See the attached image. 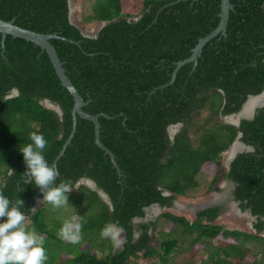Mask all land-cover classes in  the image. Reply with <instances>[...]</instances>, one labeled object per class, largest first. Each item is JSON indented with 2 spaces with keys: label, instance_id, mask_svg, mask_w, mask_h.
I'll return each instance as SVG.
<instances>
[{
  "label": "trees",
  "instance_id": "trees-1",
  "mask_svg": "<svg viewBox=\"0 0 264 264\" xmlns=\"http://www.w3.org/2000/svg\"><path fill=\"white\" fill-rule=\"evenodd\" d=\"M123 2L92 0L81 22L106 24L96 38H86L69 23L68 0H0L1 20L59 37L50 43L86 103L82 110L100 115V142L120 172L95 144L94 124L77 116L75 133L56 161V182L71 180L75 186L69 204L54 207L45 201L34 209L43 196L25 177L19 148L30 142V132H43L46 159L54 163L71 133L74 101L45 51L10 35L2 48L0 34V190L13 202L24 200L26 226L45 237L47 264H132L140 258L169 264L179 238L193 236L189 245H199L207 258L199 264H264V239L215 224L219 208L197 213L193 221L170 211L177 199L193 200L200 192L199 174L220 172L240 132L253 151L239 154L225 176L238 184L235 199L241 208L264 213V105L239 127L220 120L264 90V0H229L225 33L210 39L196 63L181 66L169 85L177 64L217 27L220 0H150L136 20L123 12ZM13 89L17 94L7 98ZM44 100L59 105L62 115L45 107ZM177 124L181 127L171 139L168 129ZM8 167L15 169L11 176ZM82 178L95 182L111 206L87 186L76 187ZM154 205L167 210L147 218ZM48 208L63 215L58 225L46 220ZM73 216L81 223L75 246L58 234ZM112 221L124 228L117 251L100 236ZM250 241L253 250L244 247ZM197 251L188 264H196Z\"/></svg>",
  "mask_w": 264,
  "mask_h": 264
},
{
  "label": "clouds",
  "instance_id": "clouds-1",
  "mask_svg": "<svg viewBox=\"0 0 264 264\" xmlns=\"http://www.w3.org/2000/svg\"><path fill=\"white\" fill-rule=\"evenodd\" d=\"M30 142L21 146L25 177L31 180L40 190L43 201L54 207H63L69 204L68 194L75 186L71 180L56 182L59 175L54 163L46 159L45 149L48 141L43 132L32 131L29 134ZM15 169L8 167L7 175L11 176ZM20 188V191H23ZM24 200L18 197L13 199L0 190V264H45L47 252L45 237L35 227L28 228L26 214L21 210ZM124 228L117 222L105 224L100 231L102 238H109L115 245L122 243L121 233ZM58 234L62 239L76 243L81 238V223L76 216L64 220Z\"/></svg>",
  "mask_w": 264,
  "mask_h": 264
},
{
  "label": "water",
  "instance_id": "water-1",
  "mask_svg": "<svg viewBox=\"0 0 264 264\" xmlns=\"http://www.w3.org/2000/svg\"><path fill=\"white\" fill-rule=\"evenodd\" d=\"M220 7H221V11H220V21L218 26L210 33L208 34L206 37L202 38L199 40V42L196 44V46L193 48L192 50V54L191 56L184 60V61H180L177 64V68L175 69L172 79L171 81L167 84H171L175 78V74L176 71L183 66L184 64L194 61V63H196L197 61V57L200 55L202 47L213 37L217 36L218 34L225 33L226 30V26H227V22L229 19V12L232 9V5L230 4L229 0H220ZM73 11H74V5H73V0H68V19H69V23L73 26H75L76 28L79 29L80 33L82 34L83 37L86 38H96L97 37V33L98 31L106 24V22H101L99 23V28L97 29L96 32H89L87 30H84L82 28H80V26L76 23L75 19L73 18ZM0 34H1V45L2 48L4 47V40L5 37L7 35H10L12 37H17V38H21L24 39L28 42H32L36 45H38L43 51H45V53L47 54L52 67L55 71V74L57 75L58 79L60 80L61 85L67 89V91L70 93V95L73 98L74 101V105L71 111V115H72V127H71V133L69 138L66 140V142L63 145L62 150L60 151L58 157L56 158V160L54 161V164L56 165V161L58 160L59 157H61L66 149V146L70 143L71 138L73 137L75 130H76V124H77V116L81 117L83 119L89 120L94 124V134H95V144L103 150L105 155H108L113 166L117 169L118 173L119 172V168L118 165L115 161V157L114 155L111 153V151H109L101 142L99 139V130H100V125H99V121H98V117L100 115H90L87 114L86 112H84L82 110V108L86 105V103L84 102L83 98L79 95L78 91L76 90V88L73 86V84L71 83V81L69 80V78L66 76L65 74V70L63 68V63L59 60L57 53L55 51V48L53 47V45L50 43L51 39H58L59 37L56 34H41V33H37L34 31H30L27 29H23L21 27H18L17 25L14 24V20H10V21H4L0 19ZM17 94V90L13 89L11 91V93L7 96V98L15 96ZM253 98H262L264 100V91L257 96H253L251 97ZM248 102V101H247ZM250 102V101H249ZM45 107L52 109L53 111H55L59 116L62 115V111L59 105L50 102L49 100H44L42 103ZM238 122H236L237 124ZM179 125H172L169 127V133H170V138L173 139L174 134L177 132ZM232 148H235V145H233ZM234 151L231 155V159L234 156ZM80 185H85L88 188H90L93 191H96L98 193V195L100 196V198L106 202L109 206H111V201L108 197V195L103 192L101 189H99L97 187V185L95 184V182H93L90 179H86V178H82L77 184L76 187H79ZM166 196L169 195L167 192L164 193ZM45 201H43V198L38 199L34 205V209L38 208L41 204H43ZM152 209H156V211H159L161 213V211H165L167 209L165 208H160L158 205H154L152 206ZM159 213V214H160Z\"/></svg>",
  "mask_w": 264,
  "mask_h": 264
},
{
  "label": "flooded vegetation",
  "instance_id": "flooded-vegetation-1",
  "mask_svg": "<svg viewBox=\"0 0 264 264\" xmlns=\"http://www.w3.org/2000/svg\"><path fill=\"white\" fill-rule=\"evenodd\" d=\"M147 2L149 3L150 0H138V4H140L139 12H138V14H136V16H133V19L136 20V19H139L141 17L143 10H145L144 5ZM148 5H151V4H148ZM167 6H169V5H167ZM205 11H206V18H208L210 16L211 10H210V8H207V9H205ZM220 11H221V7H220ZM192 13H196V10H192ZM218 15L220 17V12L218 13ZM211 18H212V16H211ZM212 22H213L212 20L209 21L210 26H211ZM260 94H258V95H260ZM253 96L255 97L257 95L248 96L246 101L244 102V104L241 106V108L237 112L227 114V115H222V116H220V120L225 124H229V125L239 127L241 121L253 119L257 109L263 107V105H264V100L262 98L261 99L260 98H256V99L253 98L254 103L252 105L249 104L253 100L251 98ZM244 106H245V108H244ZM236 122H238V123L236 124ZM177 125H179L178 129H177V131H178L179 128L181 127V125L180 124H177ZM241 138H242V133L239 132L236 136L235 141L233 142V144L228 148V150L225 153V157H224V160L222 162L220 172L217 175L211 174V177H210L209 181L206 183V185L202 184V182H203L202 180L198 181L199 190L201 192V197H205L212 192L214 193V195L212 197H210L205 204H202L198 209L195 210L194 219H195L197 213H201V212H204L206 210L213 209V208H219V214L214 219L215 224L225 225L222 222H221L222 224L219 223V220L224 215H229L230 217L242 218L244 221V225H242L240 228H228L227 227L226 229L241 231L244 234H251V235H254V237H260V238L264 239V213L260 214V215L259 214L254 215V214H252V211H251L252 208H250V207L249 208L246 207L244 209L241 208L240 207L241 202L235 199V193L238 190L237 189L238 184L235 181L228 179L225 176L226 173H228L230 171L231 162L239 154L253 151V148L249 145L244 144L241 141ZM233 145H235L236 147L232 148ZM233 151L235 153H234L233 158L231 159V155H232ZM201 174H205V173H201ZM219 183H222V185H219ZM175 206H176V204L174 205V207ZM165 209H167V208H165ZM151 211H152L151 209L148 211L147 218L150 217ZM201 220H203L204 223H207L206 220H204L202 218H201ZM259 223H261L260 229H258V227H257V225ZM244 247H248V248H250V250L254 249V246L252 245V241L246 243L244 245ZM256 253H257L256 254L257 259H260L259 257H261V254L259 252H256Z\"/></svg>",
  "mask_w": 264,
  "mask_h": 264
},
{
  "label": "rangeland",
  "instance_id": "rangeland-1",
  "mask_svg": "<svg viewBox=\"0 0 264 264\" xmlns=\"http://www.w3.org/2000/svg\"><path fill=\"white\" fill-rule=\"evenodd\" d=\"M92 0H73V5H74V11H73V18L75 19L76 23L80 26V28L87 30L89 32H96L97 29L99 28V23H89V24H83L81 22L82 18L84 15H86L89 11V5ZM140 8V4H138V0H124L123 2V12L125 14H129L132 16H136L138 14ZM227 158V157H226ZM211 175H205V174H199L198 176V181H203L202 184L206 185V183L209 181ZM219 185H222V183H219ZM214 193H210L205 197H201V192L198 191V193L194 194L193 200L191 199H177L175 201L176 206L173 207L170 211L173 212L176 215L182 216L186 218L188 221H193L194 220V212L196 209H198L202 204H205L210 197H212ZM151 214H150V219L155 218L157 215H159V211H156V209L151 208ZM162 212V211H161ZM46 220L51 222V226L58 225L60 222L62 214H60L59 210L58 211H53V209L48 208L46 211ZM224 223L226 228H240L242 225H244V221L242 218H237V217H230L229 215H224L220 220L219 223ZM221 223V224H222ZM163 231H168V228L165 227ZM89 235V233H88ZM91 236V235H90ZM122 237V243L120 245H115L113 247V251L120 250L122 248V244L124 242V234L123 232L121 233ZM184 237H180V244L177 249V251L171 256L170 260L168 261L169 264H188L187 259L190 257H193L191 254L193 251H196L197 248V254L195 255L194 261L196 264H199L201 261L207 260L206 254L199 249V245H196L195 247H191L189 245V242L194 238L191 237L190 239L183 240ZM105 240H110L109 238H104ZM106 241L105 243H107ZM214 244L217 245V241L213 242ZM212 243V244H213ZM213 244V245H214ZM77 245L76 243H73V246ZM153 245V244H152ZM108 251V249H106ZM97 255H101L98 253ZM222 257V255H220ZM48 261V260H47ZM61 264H70V262H60ZM150 260L149 259H137L132 262V264H149ZM45 264H47L45 262ZM57 264V263H55Z\"/></svg>",
  "mask_w": 264,
  "mask_h": 264
},
{
  "label": "bare ground",
  "instance_id": "bare-ground-1",
  "mask_svg": "<svg viewBox=\"0 0 264 264\" xmlns=\"http://www.w3.org/2000/svg\"><path fill=\"white\" fill-rule=\"evenodd\" d=\"M257 101V100H256ZM261 102V101H260ZM254 103V99L249 103V104H253ZM259 104V103H258ZM249 107V106H248ZM244 108H245V106H244ZM244 113V112H243ZM248 115V114H247ZM237 144V143H236ZM236 147V146H235ZM241 150V149H240Z\"/></svg>",
  "mask_w": 264,
  "mask_h": 264
}]
</instances>
